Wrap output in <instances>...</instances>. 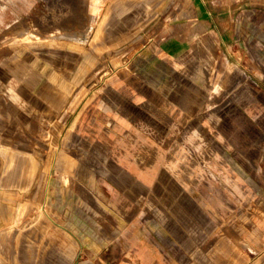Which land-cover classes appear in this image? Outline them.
<instances>
[{"label":"crops","instance_id":"crops-1","mask_svg":"<svg viewBox=\"0 0 264 264\" xmlns=\"http://www.w3.org/2000/svg\"><path fill=\"white\" fill-rule=\"evenodd\" d=\"M91 1L85 42L54 50L96 51L111 71L39 92L69 100L64 136L20 167L0 143V264H264V170L248 166L264 164V0ZM222 54L247 86L226 111ZM196 131L199 146L214 138L212 169L179 170L175 147ZM95 179L112 196L105 218ZM142 195L170 211L144 221Z\"/></svg>","mask_w":264,"mask_h":264},{"label":"rangeland","instance_id":"rangeland-1","mask_svg":"<svg viewBox=\"0 0 264 264\" xmlns=\"http://www.w3.org/2000/svg\"><path fill=\"white\" fill-rule=\"evenodd\" d=\"M95 6L96 2L91 0H0V143L2 153L13 156L15 167H20L23 155L36 156L44 142L50 144L54 139L64 136L63 127L68 116L64 114V109L69 107V100L62 98L60 103L55 104V99H45L39 92L45 86L53 92L54 87H60L55 81H68L70 76L80 80L89 73L103 75L111 71V68L101 65V55L96 51L89 52L87 56L85 51L54 50L55 47H69L70 40L85 42L88 33L94 30L96 19L92 13L96 11ZM213 56L212 51L210 59ZM70 62L74 65L70 66ZM190 69L196 73L198 68ZM214 71L210 66L205 67L206 74ZM219 75L222 81L219 90L223 109L228 110L232 102L244 103L246 75L232 61H227L224 54ZM77 85L79 90L80 85L84 84ZM55 105L64 108L61 113L58 108L54 109ZM226 121L228 116L223 114V128ZM164 133L159 132V136L162 135L160 138L166 139ZM206 135V146H199L196 144L197 131L194 134L184 133V142H180L174 151L175 154L185 155L184 162L177 163L179 170H197L199 167L206 171L212 169L208 161L214 149L209 142L214 138L208 132ZM221 140H225L224 136ZM158 150L161 154L167 153L168 147H159ZM169 165V162L164 163L167 168ZM238 165L241 170L247 167L243 163ZM248 166L250 169L253 166L254 171L264 170V164ZM102 183V179L94 180V194L90 196V204L95 215L105 218V215L114 212L109 205L112 196L101 193ZM142 207L144 221L152 217V212L156 213L154 209L150 211V207H157L158 213L163 216L170 211L159 195H142ZM241 245L253 249L249 244ZM116 263L117 260H110V264Z\"/></svg>","mask_w":264,"mask_h":264}]
</instances>
